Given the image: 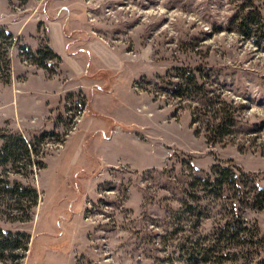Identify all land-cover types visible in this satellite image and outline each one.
I'll list each match as a JSON object with an SVG mask.
<instances>
[{"label":"rangeland","instance_id":"1","mask_svg":"<svg viewBox=\"0 0 264 264\" xmlns=\"http://www.w3.org/2000/svg\"><path fill=\"white\" fill-rule=\"evenodd\" d=\"M250 4L264 13V0H0L16 36L0 147L22 148L0 158V229L27 235L0 264H257L227 236L232 192L195 180L224 164L264 187V46L231 29ZM49 46L55 73L27 56ZM182 68L234 106L223 141L207 142L205 103L177 97ZM242 216L264 232V209Z\"/></svg>","mask_w":264,"mask_h":264},{"label":"trees","instance_id":"2","mask_svg":"<svg viewBox=\"0 0 264 264\" xmlns=\"http://www.w3.org/2000/svg\"><path fill=\"white\" fill-rule=\"evenodd\" d=\"M232 30L238 32L244 37L252 39L258 46H264V13L261 10L254 8L253 4L246 6L241 12L235 14L231 19ZM16 36L6 27L0 26V81L5 83L11 80V59L9 48L15 42ZM48 53H45L43 48L37 51L27 50V56L33 61L34 65L45 69L49 73H55V69L51 68L48 61L56 59L62 62L61 56L53 50L52 47H46ZM37 55H40L37 57ZM179 80L175 83L177 97L181 99H197L207 105L208 119L205 126V137L209 144H214L223 141V139L235 131L238 123L234 106L229 104L225 98L218 94H213L210 97L205 85L200 81L198 74L195 71L188 69H180L178 74ZM214 108H213V107ZM198 118L192 117V123L196 124ZM25 145V140H21ZM27 146V144L25 145ZM15 149H22L15 142L13 136L5 140V143L0 147V158L3 163H8L13 159ZM198 187L202 189L206 196L221 198L227 191L232 192L237 206H233L231 218L227 219V236L235 240L236 245L239 243L253 244L259 255L257 264H264V232L261 233L259 228L250 227L248 222L242 216L243 211L247 207H253L258 210L264 209V187L251 180L248 174L242 173L239 168L234 166H226L224 164H216L211 168V171L204 173L203 176H198ZM253 185L252 189L249 185ZM25 192V188L18 184ZM25 195H23V198ZM37 194L35 192L36 202ZM202 203V198L197 200ZM191 210H197L190 202L186 203ZM27 235L21 232L4 231L0 229V260L7 257L18 259L21 257L19 250L26 246ZM8 253V254H7ZM236 253L233 252L227 257L233 259Z\"/></svg>","mask_w":264,"mask_h":264}]
</instances>
